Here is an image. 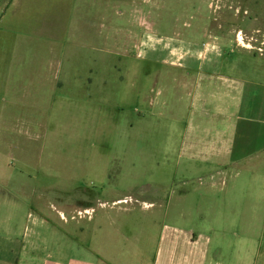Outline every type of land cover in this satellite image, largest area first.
I'll use <instances>...</instances> for the list:
<instances>
[{"label":"crops","instance_id":"0c3cea01","mask_svg":"<svg viewBox=\"0 0 264 264\" xmlns=\"http://www.w3.org/2000/svg\"><path fill=\"white\" fill-rule=\"evenodd\" d=\"M68 1L0 0V264H264V60L232 58L224 33L208 32L206 50L216 55L207 52L204 61V53L161 61L176 69L177 107L187 110L173 126L179 188L110 189L109 199L85 196L30 224L38 187L22 182L32 175L11 162L32 164L37 133H52L54 117L70 113L69 85L81 83L84 94L95 81L68 75L61 39L87 37L95 53L102 36L105 50L113 40L118 53V28L72 27ZM239 32L231 33L236 52L255 47L264 58V30L253 31L260 45L248 42L252 49L240 45Z\"/></svg>","mask_w":264,"mask_h":264},{"label":"rangeland","instance_id":"374dc122","mask_svg":"<svg viewBox=\"0 0 264 264\" xmlns=\"http://www.w3.org/2000/svg\"><path fill=\"white\" fill-rule=\"evenodd\" d=\"M225 1L69 0L64 5L72 27L76 24L78 29L79 23L87 30L92 24L98 28L103 25L108 32L118 28V53L113 40L105 50L102 36L95 44V53L89 50L87 37L69 35L61 39L68 50V75L95 81L86 84L84 94L81 83L69 85L70 113L54 117L52 133H37L32 164L20 167L11 162V167L32 175L22 177V182L38 187L32 197L36 204L30 207V224L53 218L56 209L85 196L109 199L105 192L110 189H119L121 194L128 187H156L160 182L166 190L179 188L184 180L175 177L174 140L178 136L173 126L177 117L182 121L187 118V110L177 107L179 95L173 83L176 69L161 61L182 62L187 57L196 61L201 53L204 55L199 61H204L206 46L213 40L208 32L224 33L219 38L235 47L232 58L242 55L250 62L264 60L255 47L249 53L236 52V36L231 34L240 30L238 42L249 45L242 47L260 45L253 31L264 30V0ZM48 7L46 4L45 13ZM37 10H43L42 5ZM56 11V7L51 8L50 14L57 16ZM214 52L209 51V57L216 55ZM252 53L257 56L251 57ZM40 189H46V194ZM84 223L92 228V224Z\"/></svg>","mask_w":264,"mask_h":264},{"label":"bare ground","instance_id":"6f19581e","mask_svg":"<svg viewBox=\"0 0 264 264\" xmlns=\"http://www.w3.org/2000/svg\"><path fill=\"white\" fill-rule=\"evenodd\" d=\"M241 45H245L246 47H249V45L246 42H244V41H241Z\"/></svg>","mask_w":264,"mask_h":264}]
</instances>
